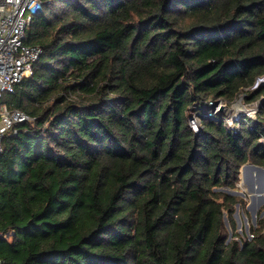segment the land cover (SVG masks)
<instances>
[{
    "label": "trees",
    "instance_id": "obj_1",
    "mask_svg": "<svg viewBox=\"0 0 264 264\" xmlns=\"http://www.w3.org/2000/svg\"><path fill=\"white\" fill-rule=\"evenodd\" d=\"M39 1L0 98L33 120L2 140L0 264H264L230 194L264 167V0ZM241 94L254 119L211 115Z\"/></svg>",
    "mask_w": 264,
    "mask_h": 264
},
{
    "label": "built area",
    "instance_id": "obj_2",
    "mask_svg": "<svg viewBox=\"0 0 264 264\" xmlns=\"http://www.w3.org/2000/svg\"><path fill=\"white\" fill-rule=\"evenodd\" d=\"M41 8L42 3L39 0H0V98L3 94L12 93L17 83L32 75L33 65L39 59L42 49L24 43L25 30ZM214 103L210 102L209 107L211 108ZM229 119L234 122L233 117L223 118L230 126ZM31 121L33 120L29 115L22 110L13 109L6 104L0 105V154L3 137L16 124ZM189 126L194 132L199 130L197 114L191 116ZM13 133H16L15 129ZM1 237L5 236L0 233ZM252 237L253 235L249 238Z\"/></svg>",
    "mask_w": 264,
    "mask_h": 264
},
{
    "label": "rangeland",
    "instance_id": "obj_3",
    "mask_svg": "<svg viewBox=\"0 0 264 264\" xmlns=\"http://www.w3.org/2000/svg\"><path fill=\"white\" fill-rule=\"evenodd\" d=\"M262 79L264 81V77L259 78V80ZM260 81L257 85L261 86L264 84V82ZM258 82V80H257ZM256 82V83H257ZM256 85V86H257ZM254 86L253 88H255ZM259 101H255L252 103H248L245 100V95L241 94L231 105H225L223 102L217 100L210 108V113L212 114H219L224 118H232L233 121L243 117L247 116L250 118H255V114H253V111L258 110V107L256 104ZM221 107H224L225 109L222 111ZM230 126H233L232 121L229 122ZM237 192H243L245 196L236 195L234 193ZM230 194L239 196L243 198L245 201V207L241 208L239 205L235 206V211L233 214V218L236 223L237 232L240 235H245L248 238L251 236L252 230H254L258 226V222L261 218H264V204H262L259 209L256 211L255 215H253V212L251 209H248L247 206L251 202L250 193L248 192V188L246 185H244L242 181V177L239 175V183L237 185V189L235 191H230ZM250 239V238H249Z\"/></svg>",
    "mask_w": 264,
    "mask_h": 264
},
{
    "label": "water",
    "instance_id": "obj_4",
    "mask_svg": "<svg viewBox=\"0 0 264 264\" xmlns=\"http://www.w3.org/2000/svg\"><path fill=\"white\" fill-rule=\"evenodd\" d=\"M260 81L261 80H258L255 85H257ZM256 106L259 110L261 102L259 101ZM224 109V107H221L222 111ZM258 110L253 111V114H255ZM240 176H243V183L247 186L248 192L250 193V197L252 199L247 208L251 209L253 215H255L259 207L264 204V167L246 163L240 168ZM234 194L245 196L243 192H237Z\"/></svg>",
    "mask_w": 264,
    "mask_h": 264
},
{
    "label": "bare ground",
    "instance_id": "obj_5",
    "mask_svg": "<svg viewBox=\"0 0 264 264\" xmlns=\"http://www.w3.org/2000/svg\"><path fill=\"white\" fill-rule=\"evenodd\" d=\"M244 179H243V176H242V181H243Z\"/></svg>",
    "mask_w": 264,
    "mask_h": 264
}]
</instances>
